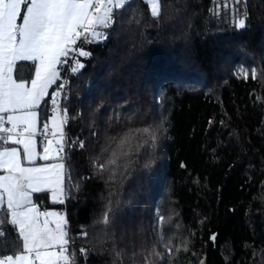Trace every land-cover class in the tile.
<instances>
[{"label":"trees","instance_id":"obj_1","mask_svg":"<svg viewBox=\"0 0 264 264\" xmlns=\"http://www.w3.org/2000/svg\"><path fill=\"white\" fill-rule=\"evenodd\" d=\"M157 3L156 17L146 0L114 10L107 39L81 44L91 53L80 58L85 67L61 73L75 142L64 161L69 194L44 204L65 211L72 249L88 250L77 264H144L153 247V264H264V0L235 10L229 0L219 15L213 0ZM32 74L31 63L17 65V78ZM143 127L155 131L154 147L135 133L130 163L114 178L112 166H94L106 162L111 138ZM109 207L111 223H97ZM1 227L0 255L11 254L20 242Z\"/></svg>","mask_w":264,"mask_h":264},{"label":"snow or ice","instance_id":"obj_2","mask_svg":"<svg viewBox=\"0 0 264 264\" xmlns=\"http://www.w3.org/2000/svg\"><path fill=\"white\" fill-rule=\"evenodd\" d=\"M129 2L0 0V212L5 214V219H0V226L5 223L11 225L20 242L15 252L0 255V264H77L76 253L72 249L73 238L69 235L64 215L40 211L32 193L48 191L53 202H65L69 194L68 169L64 162L68 140L62 125L68 117L67 109L59 103V98L67 82L61 71L67 67L72 74H77L85 67L80 58H89L91 53L81 44L106 40L107 34L102 29H108L115 22L113 10L122 9ZM151 3L152 16L156 17L158 5L156 0H151ZM241 3L242 0H231L233 10ZM213 4L216 15L220 14L221 8L225 12L229 10V0H222V3L213 0ZM235 26L244 29L245 20L237 19ZM19 62L31 63V79L17 78L15 73ZM241 71L247 78L248 69L241 68ZM256 77L257 70L252 68L251 78ZM57 81L60 83L50 99L51 138L48 135L49 124L43 122L39 132L42 153H38L35 139L38 112L49 87ZM135 133L145 137L144 144L151 140L155 146L154 130L150 127L134 129L119 138H111L105 148L110 153L106 162L94 166L99 171H109V166H112L113 176L110 178H114L120 167L126 168L130 163L128 157ZM79 147H84L83 141L79 142ZM38 160L54 162L40 164ZM110 211L109 207L97 223L109 225ZM159 219L164 221L165 218L161 216ZM79 235L85 239L88 233L82 231ZM5 236L6 232L0 228V238ZM209 239L214 243L216 234ZM164 247L171 255V241L165 242ZM79 253L86 257L88 250L81 247ZM158 255L153 247L144 257V264H153L151 258ZM199 264H205V260L200 259Z\"/></svg>","mask_w":264,"mask_h":264},{"label":"crops","instance_id":"obj_3","mask_svg":"<svg viewBox=\"0 0 264 264\" xmlns=\"http://www.w3.org/2000/svg\"><path fill=\"white\" fill-rule=\"evenodd\" d=\"M131 1V0H130ZM149 4H150V1L151 0H146ZM157 1V0H156ZM114 10H116V9H114ZM113 10V11H114ZM103 30V29H102ZM19 63H24V62H19ZM18 63V64H19ZM16 74V73H15ZM56 84H53V85H51L50 87H49V89H48V94L45 96V98H44V100L45 99H47V98H49V97H51V94H52V92L54 91L53 89H54V86H55ZM43 100V101H44ZM43 101L41 102V104L43 103ZM50 116V115H49ZM47 122H48V124H49V133H48V135L49 136H51L50 135V133H51V130H52V122H51V120H49V118H48V120H47ZM42 130V124H41V122H40V115H39V112H38V124H37V136L35 137V139H36V141H37V152L38 153H42V146H41V137H40V135H39V132ZM6 147H20V146H17V145H7ZM20 150H21V152H22V148H20ZM38 163H40V164H44V163H51V162H54V161H50V162H43V161H37ZM40 195V196H39ZM41 196H42V198H41ZM32 197H33V200H34V202L38 205V207H39V210L40 211H45V210H47V211H54V212H58V213H62L63 215H64V219L67 221V215H66V213H65V211H63V210H60V209H58V208H56V207H47L46 206V204H44V203H50L51 205H60L61 203H55V202H53V200H52V198H51V193L50 192H48V191H42V192H39V193H32ZM41 198V199H40ZM43 198H46L45 199V201H44V199ZM67 229H68V222H67Z\"/></svg>","mask_w":264,"mask_h":264},{"label":"built area","instance_id":"obj_4","mask_svg":"<svg viewBox=\"0 0 264 264\" xmlns=\"http://www.w3.org/2000/svg\"><path fill=\"white\" fill-rule=\"evenodd\" d=\"M85 60H88L89 58H84ZM62 72H69V69L67 68V67H65L62 71H61V73ZM65 86H66V84H65ZM50 99H51V97H50ZM66 99V94H65V89H64V91H63V94H62V97L61 98H59V103L62 105V107L63 108H65L64 107V104H63V102H64V100ZM49 113L51 114V104H50V100H49ZM60 115L61 116H63L64 115V113L63 112H61L60 113ZM67 120H66V122L63 124V130L65 131V133H66V139L68 140V135H67V132H66V126L70 123V117L67 115ZM72 144L73 143H70L69 141H68V146H66V151L68 150V149H72L73 148V146H72ZM0 228H2L1 226H0ZM3 230V229H2ZM80 249V248H79ZM79 249L76 251V250H74L75 251V253H76V259H77V257L80 255V256H82L83 258H84V260H87L88 259V255L86 256V257H84L82 254H80L79 253Z\"/></svg>","mask_w":264,"mask_h":264},{"label":"rangeland","instance_id":"obj_5","mask_svg":"<svg viewBox=\"0 0 264 264\" xmlns=\"http://www.w3.org/2000/svg\"><path fill=\"white\" fill-rule=\"evenodd\" d=\"M156 3H157V1H156ZM157 5H158V3H157ZM150 7H151V12H152L153 5H152L151 1H150ZM158 10H159V5H158ZM62 127H63V125H62ZM49 138H51V136H49ZM57 138H59V137H57Z\"/></svg>","mask_w":264,"mask_h":264},{"label":"water","instance_id":"obj_6","mask_svg":"<svg viewBox=\"0 0 264 264\" xmlns=\"http://www.w3.org/2000/svg\"><path fill=\"white\" fill-rule=\"evenodd\" d=\"M216 238H217V234H216ZM213 242V241H212ZM214 244V247H216V240H215V242L213 243Z\"/></svg>","mask_w":264,"mask_h":264}]
</instances>
